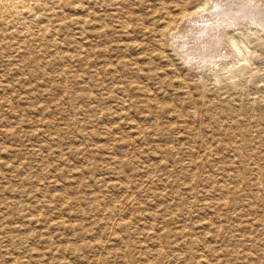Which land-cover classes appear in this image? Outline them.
Here are the masks:
<instances>
[{
    "label": "rangeland",
    "instance_id": "obj_1",
    "mask_svg": "<svg viewBox=\"0 0 264 264\" xmlns=\"http://www.w3.org/2000/svg\"><path fill=\"white\" fill-rule=\"evenodd\" d=\"M70 1L86 7L85 13L75 16L84 20L79 27L85 30L81 33L72 22L63 28L64 48L58 51L59 59L52 49L46 72L30 67L24 73L19 62L0 57V264H73L74 234H84L85 242L106 241L110 249L124 250L125 244L111 235L114 211L134 225V231L143 230L130 239L131 251L140 262L149 251L158 257L155 234L174 233L182 227L168 221L177 210L184 214L181 224L191 228L190 232L204 231L189 251L194 253V263L207 254L208 264H250L245 256L262 258L264 230L256 220L264 212V197L250 205V196L257 189L264 190V180L245 174V183L238 181L240 160L229 142L215 136L207 144L211 155L205 156L199 142L188 139L187 127L197 130L199 124L182 118L193 111L195 101L197 109L204 108L194 90L198 84L205 85L204 103L212 105L215 113L239 114V99L247 94L259 98L253 84L264 86L261 48L250 62L234 63L237 59L232 56L221 62L215 57L208 63L187 53L189 58L184 54V61L171 42L162 47L150 35L123 34L111 20L115 7L100 6L105 0H98V5L94 0ZM143 3L142 9L129 7L130 11L146 26L158 28L152 23L160 17L153 13L155 1ZM98 18L109 24L100 34L95 32ZM189 42L199 54L214 48L202 39ZM150 72L157 81H145ZM179 82L187 84V90ZM146 85L150 91L144 90ZM187 93L195 97L191 103ZM147 102L167 105L175 112L163 119L164 128L170 130L155 128L151 110L145 108ZM212 130L204 128L202 136L219 134ZM263 131L255 128L259 140L264 138ZM251 151L259 152L264 168V145ZM196 157L205 164L198 192L190 190ZM250 180L254 186L248 185ZM223 193L241 203L226 207ZM194 198L200 211L191 212L188 206ZM228 210L229 220L219 224L228 239L217 237L211 227L204 229V224ZM69 225L71 232L65 228ZM183 250L179 259L166 255L162 264H186L191 257L189 246ZM90 262L82 260V264Z\"/></svg>",
    "mask_w": 264,
    "mask_h": 264
},
{
    "label": "bare ground",
    "instance_id": "obj_2",
    "mask_svg": "<svg viewBox=\"0 0 264 264\" xmlns=\"http://www.w3.org/2000/svg\"><path fill=\"white\" fill-rule=\"evenodd\" d=\"M154 1L155 4L152 7L153 13L158 16L160 15V17L158 19L155 18L152 23L157 24L158 28H151V25L146 26L140 19V16H138L135 12L132 13L130 11L129 7L142 9L144 4L143 0H105V3L103 2L100 6L105 7V5L108 4V6L115 7V14L111 16V20H114L113 22L123 34H127L129 31L133 34L137 31L143 35H150V37L154 39V42L162 47H164L166 44L169 45V42H171L176 55L181 56V59L184 61H186V58L183 55L187 53L190 54L191 57L193 56L194 59L206 61L208 63L212 62L215 57H217L216 60L221 62L232 56H234V59H237L238 61L234 63H239L242 61L250 62L252 61L253 53H256L257 49L259 50V48H261L259 50V55L264 56V26L253 24L247 18H234L227 13L218 14L216 12H212L211 15H209L208 13L212 8V5L208 3V0H169L168 2H164L163 0ZM98 4H100L98 0H94V5ZM257 5L260 8H264V0H257ZM85 8V6H76V4L72 3L70 0H0V57L4 60H7L8 62H19L21 70L24 73H26L28 71L27 68L30 67L39 69V71H42V73L46 72V67L48 63H50L52 49L57 51V56L59 53L58 51L64 48L65 42L61 39V37L63 38V36H61L63 28L67 26L68 23L71 24L70 22H72V24L74 23L75 25H78L77 30H80L81 33L85 30L83 29L84 27H79L84 22V20L80 17H77V19L75 18L76 15L80 16L82 13H85ZM172 10H174L175 13ZM201 12H204L205 15L200 16L199 14ZM94 14L97 16V12H94ZM95 22L97 24L95 32L98 34L104 32L106 29L108 30V20L107 22L105 21V25L103 20L100 18L96 19ZM134 23L136 25V30H134ZM189 39H195L198 40V42L200 39L203 41H208L209 45H213V51H206L208 52L206 54L203 53L204 51L201 52L202 50H200L201 53L199 54V52L197 53L193 46L192 48L189 45ZM176 41H180V43L178 45L174 43L172 44V42L176 43ZM185 46L188 47L185 48ZM200 48L203 49L202 47ZM68 49L69 48H67V50ZM206 56H208V58ZM57 59H59L58 56ZM4 63H6V61ZM184 64H186V62H184ZM212 64L215 65V63H211V65ZM208 65H205V67L207 66L206 68L208 70L212 69L213 65L210 66L211 68H209ZM200 72L204 73L205 70L202 68ZM155 80L157 81V76L154 74V72H150L145 75V81L147 83L153 82ZM163 80L164 79L160 78V81L165 83ZM127 83H129V85L132 84L129 81ZM178 85L179 87H182V89L187 90L188 88L185 87L187 84H183L181 82H179ZM257 85L253 84V87H255L258 94H260L258 95L259 98H253L252 95L249 96L247 94L244 98L242 97V99H239L241 102L239 105V114L229 116V114L224 111H222V113L221 111L215 113L213 111L212 105L210 106V104L206 101L204 103L203 99L206 98V92L204 91L205 85L198 84L195 86L194 90L196 91L197 97L200 99L199 101L201 102V105L204 106V108L197 109V102L195 101L192 103V105H194L193 111L190 112L189 115L182 117L184 119L188 118L193 124H199V129L197 130L187 127L189 136L188 139L194 142H199L202 148L201 152H204L205 156L211 155L212 149L207 147V144L212 142L215 136L222 137L224 140L229 142L232 149L231 152L234 154V157L240 160L235 178L241 183H245V174L251 175L253 177L252 179L264 180V168H262L260 164V154L257 151H251V148L258 149L260 145H264V138L262 139L261 137L259 140V138H257L254 134L255 128H264V86L258 87ZM144 90L150 91L149 85H146ZM186 96L188 97L190 103L193 101V99H195L192 94H188ZM145 108L151 110L150 115L153 116L152 119L155 124L154 126L157 129L164 128L163 119L166 118L167 115L171 117L175 113L164 104L152 105L150 102H147L145 104ZM234 125L236 128L235 130L233 129ZM208 127L213 128L212 131H216L219 134H211L209 137L206 136L204 138V136H202V131L204 128ZM164 129L168 131L171 128L165 126ZM145 135L146 134L142 132V136ZM223 150L225 149L223 148ZM202 159L201 157H196L192 161V167L194 168L195 173L193 176H191V183L193 184L190 188L191 191L198 192L199 184L202 181L201 172L205 167ZM253 184L254 183L250 180L248 185L254 186ZM256 191V194L250 196V205L264 197V190L257 189ZM163 199H166V202L170 201L168 197H163ZM221 199L223 200V205L228 208L236 207L241 203V199H234L227 196L226 194H224ZM188 203L191 212H194L195 209L196 211H200L202 209L201 206H198V201L195 198ZM179 211L180 210H177L178 213L172 214L171 216L169 215L168 221L180 224L182 227H180L174 233L166 232L165 234L160 235L155 234V240L157 239L156 242L160 248L157 258L154 257L152 251H149L144 262H140L136 259L131 251L130 239L135 238L138 232L133 230L134 225L129 224V221L124 222L120 214L114 211L110 214L112 217V222L110 223L111 235L114 240L118 239L122 244H125V249L120 251L110 249L107 242L101 240L85 242L83 239H81L84 234H74L75 243L71 245L73 248L72 251H74L76 258L74 259L73 264H82L83 258H87L88 262L91 261L90 264H162V260L166 257V255H170L168 257L173 259H179L184 253L183 249H186V247L188 248L189 246L188 253L193 251V249L196 247L194 244L200 242L202 237L201 235H203L204 232L201 230H199V232H190V230H192L191 228L181 224L184 222L185 217L184 214L179 213ZM229 211L230 210H228L227 214L224 216H217L215 220H210L209 225L204 224V229L211 227L212 233H216L217 237H224V239H228L227 236H224V234L222 235V228L219 226V224L229 220ZM136 217H138V215ZM165 217L168 218L167 216ZM258 218L259 219L256 221H258L259 226L264 230V212L261 216L258 215ZM65 228L70 232L73 231V227L70 225L65 226ZM197 229H200V227H197ZM138 234H143V230L141 229ZM11 239L13 242H15L13 236ZM208 253L211 254L212 252L210 251ZM193 254L194 253H192L190 255L191 257L187 259L186 264H208L210 261L207 254L204 257L205 259H201L194 263L195 261L193 260L196 259ZM261 259H264V252L262 258L253 257L251 255L245 256V261L249 262L250 264H264L261 263ZM26 264H30V262Z\"/></svg>",
    "mask_w": 264,
    "mask_h": 264
},
{
    "label": "snow or ice",
    "instance_id": "obj_3",
    "mask_svg": "<svg viewBox=\"0 0 264 264\" xmlns=\"http://www.w3.org/2000/svg\"><path fill=\"white\" fill-rule=\"evenodd\" d=\"M208 3L212 5L209 15L212 12L227 13L234 18H247L253 24L264 26V8L258 7L257 0H208ZM199 15L204 16L205 13Z\"/></svg>",
    "mask_w": 264,
    "mask_h": 264
}]
</instances>
